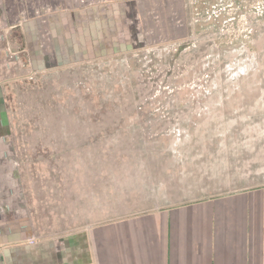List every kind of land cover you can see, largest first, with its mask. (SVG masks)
<instances>
[{
	"label": "rangeland",
	"instance_id": "rangeland-1",
	"mask_svg": "<svg viewBox=\"0 0 264 264\" xmlns=\"http://www.w3.org/2000/svg\"><path fill=\"white\" fill-rule=\"evenodd\" d=\"M0 167L34 243L264 189V0H0Z\"/></svg>",
	"mask_w": 264,
	"mask_h": 264
},
{
	"label": "crops",
	"instance_id": "crops-1",
	"mask_svg": "<svg viewBox=\"0 0 264 264\" xmlns=\"http://www.w3.org/2000/svg\"><path fill=\"white\" fill-rule=\"evenodd\" d=\"M248 189L195 204L156 205L91 228L88 240L86 233L78 240L80 233L35 243L0 199V216L10 223L0 227V264H264V189ZM208 205L212 211L205 213Z\"/></svg>",
	"mask_w": 264,
	"mask_h": 264
}]
</instances>
